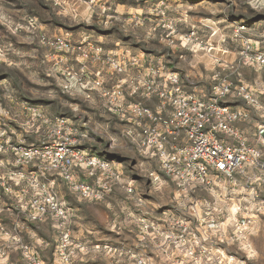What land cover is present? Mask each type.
Returning a JSON list of instances; mask_svg holds the SVG:
<instances>
[{
    "label": "clouds",
    "instance_id": "clouds-1",
    "mask_svg": "<svg viewBox=\"0 0 264 264\" xmlns=\"http://www.w3.org/2000/svg\"><path fill=\"white\" fill-rule=\"evenodd\" d=\"M0 188V264H264V0H0Z\"/></svg>",
    "mask_w": 264,
    "mask_h": 264
},
{
    "label": "built area",
    "instance_id": "built-area-1",
    "mask_svg": "<svg viewBox=\"0 0 264 264\" xmlns=\"http://www.w3.org/2000/svg\"><path fill=\"white\" fill-rule=\"evenodd\" d=\"M196 147H197L198 152L204 153V156H207L210 154L213 160H215L217 156H222V153H220L218 149L213 148L212 145L210 144H204L203 146L197 145ZM204 156H197L194 160V163H198L201 165H207L208 161L204 158ZM229 159H233V158L229 157ZM233 162H235L234 159H233ZM227 167H228L227 164L223 165V168H227ZM205 170L207 171L208 169H205Z\"/></svg>",
    "mask_w": 264,
    "mask_h": 264
},
{
    "label": "rangeland",
    "instance_id": "rangeland-1",
    "mask_svg": "<svg viewBox=\"0 0 264 264\" xmlns=\"http://www.w3.org/2000/svg\"><path fill=\"white\" fill-rule=\"evenodd\" d=\"M149 15H151V13H149ZM9 127L11 128V133H9V134L16 133V132H18V130H19V125H16L15 122L10 123ZM2 190H3V189L0 188V191H2ZM258 200H259V201H264V196H260V197L258 198ZM262 215H264V213H262ZM163 217H164V218H167V217H168V213H167V212H164V213H163ZM3 222L6 223L7 221H3ZM79 264H92V262H91V261H89V262H85L84 260H80Z\"/></svg>",
    "mask_w": 264,
    "mask_h": 264
},
{
    "label": "crops",
    "instance_id": "crops-1",
    "mask_svg": "<svg viewBox=\"0 0 264 264\" xmlns=\"http://www.w3.org/2000/svg\"><path fill=\"white\" fill-rule=\"evenodd\" d=\"M3 221H7L6 223H4ZM10 223L9 219L7 217L0 219V225H4V224H8Z\"/></svg>",
    "mask_w": 264,
    "mask_h": 264
}]
</instances>
